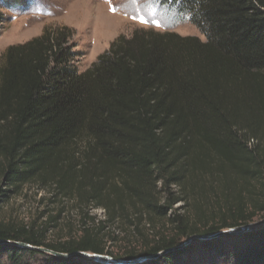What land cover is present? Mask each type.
<instances>
[{
    "label": "trees",
    "instance_id": "trees-1",
    "mask_svg": "<svg viewBox=\"0 0 264 264\" xmlns=\"http://www.w3.org/2000/svg\"><path fill=\"white\" fill-rule=\"evenodd\" d=\"M152 1L205 39L139 29L116 38L84 71L68 26L6 49L0 264H34L39 257L43 264H81L80 252L188 264L198 244L225 264H264V224L180 247L192 236L264 219V0ZM30 6L31 0H0V22L3 9ZM28 184L51 188L54 202L101 208L106 218L97 224L90 218L92 226L82 221L79 237L50 241L57 214L42 226L1 216ZM180 202L182 215L169 221L176 236L111 250L108 243L117 240L114 231L103 234L106 226L119 225L127 236L141 222L154 229Z\"/></svg>",
    "mask_w": 264,
    "mask_h": 264
},
{
    "label": "rangeland",
    "instance_id": "rangeland-1",
    "mask_svg": "<svg viewBox=\"0 0 264 264\" xmlns=\"http://www.w3.org/2000/svg\"><path fill=\"white\" fill-rule=\"evenodd\" d=\"M159 10L160 7L152 0H31V6L27 10L22 8L3 9L4 21L0 22V66L4 63V54L9 46L25 43L38 37L46 28L61 26H68L75 31L74 39L77 46L75 49L80 56L78 63L80 71L86 70L96 62L98 56L105 52L120 35L130 37L134 31L139 29H153L160 32L173 31L184 36L195 35L205 39L202 32L192 23L188 21L176 23L171 20L169 14L165 15ZM141 16L147 20V23L140 21L139 17ZM133 17L137 18L133 19ZM156 22L159 23V26ZM52 191L51 188L42 187L39 184L26 185L20 195L14 196L5 204L2 218L6 220L14 218L19 222H36L38 226H42L50 216L57 214L59 216L58 223H51L47 234L50 241L56 243L81 236L80 225L83 222L90 226L94 225L90 218H94L96 224L105 220L106 213L101 208L89 207L82 211L76 201H51ZM255 191L258 194L255 196L259 197L261 188H256ZM181 206L180 202L175 205V209L168 208V217L156 221L154 229L153 226L148 225L149 221H146L147 224L144 222L139 224V229H135L134 225L131 226L129 236L118 228L119 225L106 226L103 234L114 231L117 241L108 243L114 252L118 249L121 250L120 247L125 249L129 246H145V244L160 241L162 237L176 236L177 229L169 221L175 218L174 215L176 217L182 215V212L178 210ZM86 212H88V216ZM146 219L148 220V218ZM130 220L134 224L137 223L134 217ZM261 220L257 219L254 222ZM121 227V229L126 228L125 224ZM187 241L182 240L181 245ZM188 244L190 242L181 248ZM190 256L193 258L186 260L188 264H225L220 260L216 251H209L201 244L194 247ZM80 257L81 264H126L117 263L116 260L124 259L115 256L105 255L113 260L106 258L95 260L82 254ZM43 263L40 257L34 261V264ZM131 264H149V259Z\"/></svg>",
    "mask_w": 264,
    "mask_h": 264
},
{
    "label": "water",
    "instance_id": "water-1",
    "mask_svg": "<svg viewBox=\"0 0 264 264\" xmlns=\"http://www.w3.org/2000/svg\"><path fill=\"white\" fill-rule=\"evenodd\" d=\"M263 224H264V219H262L261 221H258V222H253V223L247 224V225L239 227V228L225 229V230L219 231V232H217L215 234H211V235L192 236L187 242L183 243V245L191 242L195 238L196 239H206V240L207 239H212V238L218 237L220 235L234 234V233H237V232L247 231V230H249L251 228L258 227V226L263 225ZM3 242L14 244V245L25 247V248L36 249V250L43 251V252L49 253L51 255L57 256V257H68V256L71 255V254H66V253L65 254L58 253V252L49 250V249L44 248V247L31 246L29 244L22 243V242H12V241H3ZM183 245H181L180 247H182ZM163 253H165V251L159 253L158 255H161ZM78 254H82L84 256H87V257L95 259V260H100L102 258H106L108 260H113L112 258L105 257V255L103 256V255L94 254V253H90V252H80ZM154 257H156V256H144V257H139V258H136V259H133V260H116V262L117 263L131 264V263H136V262H141V261H144V260H148V259H151V258H154Z\"/></svg>",
    "mask_w": 264,
    "mask_h": 264
},
{
    "label": "snow or ice",
    "instance_id": "snow-or-ice-1",
    "mask_svg": "<svg viewBox=\"0 0 264 264\" xmlns=\"http://www.w3.org/2000/svg\"><path fill=\"white\" fill-rule=\"evenodd\" d=\"M113 11H115V8H113ZM137 17H133V19H136ZM139 19H140V21L142 22V23H147V20L144 18V17H139ZM157 23V26H159V23L158 22H156Z\"/></svg>",
    "mask_w": 264,
    "mask_h": 264
}]
</instances>
